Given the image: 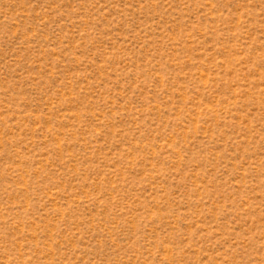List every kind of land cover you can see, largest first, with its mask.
Instances as JSON below:
<instances>
[{
    "label": "rangeland",
    "instance_id": "374dc122",
    "mask_svg": "<svg viewBox=\"0 0 264 264\" xmlns=\"http://www.w3.org/2000/svg\"><path fill=\"white\" fill-rule=\"evenodd\" d=\"M0 264H264V0H0Z\"/></svg>",
    "mask_w": 264,
    "mask_h": 264
}]
</instances>
